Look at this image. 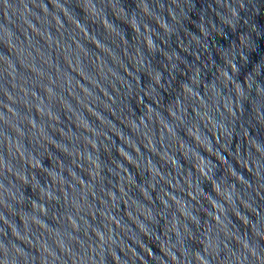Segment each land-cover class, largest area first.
<instances>
[{
    "label": "water",
    "instance_id": "water-1",
    "mask_svg": "<svg viewBox=\"0 0 264 264\" xmlns=\"http://www.w3.org/2000/svg\"><path fill=\"white\" fill-rule=\"evenodd\" d=\"M0 264H264V0H0Z\"/></svg>",
    "mask_w": 264,
    "mask_h": 264
},
{
    "label": "clouds",
    "instance_id": "clouds-1",
    "mask_svg": "<svg viewBox=\"0 0 264 264\" xmlns=\"http://www.w3.org/2000/svg\"><path fill=\"white\" fill-rule=\"evenodd\" d=\"M145 47H147L146 45H145ZM230 69H235V66L232 64V66H231V68ZM186 135H188L187 133H185ZM194 140V139H193ZM193 170H195V167H194V164H193ZM210 183V182H209ZM211 184V183H210Z\"/></svg>",
    "mask_w": 264,
    "mask_h": 264
}]
</instances>
